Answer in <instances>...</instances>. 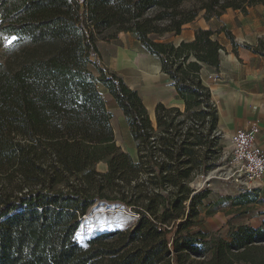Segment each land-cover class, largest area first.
<instances>
[{"label": "trees", "instance_id": "1", "mask_svg": "<svg viewBox=\"0 0 264 264\" xmlns=\"http://www.w3.org/2000/svg\"><path fill=\"white\" fill-rule=\"evenodd\" d=\"M187 1L0 0V264H264V227L194 228L221 200L206 202L211 189L191 184L221 164L218 115L199 75L203 65L218 67V30L197 29L177 45L165 36L200 13H244L264 0ZM112 29L108 39L131 32L160 58L182 109L157 103L153 126L138 91L98 64L100 32ZM257 40L241 46L264 56V36ZM99 83L136 157L115 144ZM226 198L242 213L257 194ZM98 202L135 221L80 240L81 218Z\"/></svg>", "mask_w": 264, "mask_h": 264}, {"label": "crops", "instance_id": "2", "mask_svg": "<svg viewBox=\"0 0 264 264\" xmlns=\"http://www.w3.org/2000/svg\"><path fill=\"white\" fill-rule=\"evenodd\" d=\"M248 8L244 15L235 14L239 10L230 8L219 17L208 20L200 13L194 20L183 25L181 32L172 35L169 40L177 45L180 41L193 39L197 29L218 30L215 34V39L221 44L218 67L214 69L203 65L199 75L202 83L208 86L211 100L216 107L220 142L229 148L230 137L234 133L253 129L255 143L260 151L264 152V56L241 46L245 43L256 45L257 39L264 36V3ZM255 8L259 11H254ZM230 15L233 20L236 15L237 18H242L238 20V25H229ZM222 27L233 34L239 46L233 48L221 30ZM96 45L98 55L94 59L109 71L120 75L128 87L138 91L153 126L154 108L157 103L177 105L182 109L183 103L176 97L175 86H172L168 75L161 70L160 58L148 53L134 34L128 31L118 32L111 39L99 38ZM98 85L100 88L97 86V89L106 103L108 112H117L120 125H114L111 119L115 144L132 157H136L134 142L128 145L123 142V134L129 132L118 104L107 89L100 83ZM253 187L257 200L261 201H252L242 213L236 211L235 215H228L226 211V217L234 216L230 220V226L248 224L264 227V177ZM216 213L220 211L213 214Z\"/></svg>", "mask_w": 264, "mask_h": 264}, {"label": "rangeland", "instance_id": "3", "mask_svg": "<svg viewBox=\"0 0 264 264\" xmlns=\"http://www.w3.org/2000/svg\"><path fill=\"white\" fill-rule=\"evenodd\" d=\"M191 2L192 0H188L186 2V5L190 4ZM248 9H250V7ZM254 11L258 12L259 10H256L255 8ZM240 13L243 15L245 14V12H235V14ZM241 19L242 18H237L236 15L233 20L230 15L229 25L234 23V25H238ZM112 32L113 29L102 30L100 32L99 38L108 39L107 37H110L112 35ZM165 36L167 39H170L172 37V34H166ZM3 58L4 52L3 49L0 48V60H3ZM97 86L98 88H100V85ZM109 114L114 125L118 126L119 121L117 118L116 110L115 112H109ZM123 142L125 143V145L131 144L133 142L130 133H127L126 135L123 134ZM130 148L131 147H128V149ZM220 161L221 164L217 168L208 171L204 179L198 176L191 184L196 188L207 186L211 189L209 198L206 200V202H214L219 198L221 199L219 200L220 204L218 206V211H220V213L206 215L203 210V212L201 213V220L196 224L194 228L200 229L203 232H219L225 235L228 228H230V220L234 218V216L232 215L226 217V211H228V215L229 213H236L232 212V210L234 209L231 207V200L227 199L226 197H236V195L239 194L238 190L240 189V185L236 181L237 176L232 175L233 168H230V165L227 164L224 159H220ZM105 167V162H101L96 166L98 171L104 170ZM211 208L212 207H210V209ZM136 216L137 215L135 213H131L127 209H113L111 205L105 204V202H98L94 204L93 207L90 208L85 215L82 216L81 225L77 229L76 235L80 240H84V238H86L90 234H100L119 228L125 229L133 225Z\"/></svg>", "mask_w": 264, "mask_h": 264}, {"label": "built area", "instance_id": "4", "mask_svg": "<svg viewBox=\"0 0 264 264\" xmlns=\"http://www.w3.org/2000/svg\"><path fill=\"white\" fill-rule=\"evenodd\" d=\"M216 134L221 136L220 132ZM219 159L233 168L232 175L237 176L240 185L238 193L250 191L264 177V152L255 143L253 129L234 133L230 137V147L223 145Z\"/></svg>", "mask_w": 264, "mask_h": 264}, {"label": "snow or ice", "instance_id": "5", "mask_svg": "<svg viewBox=\"0 0 264 264\" xmlns=\"http://www.w3.org/2000/svg\"><path fill=\"white\" fill-rule=\"evenodd\" d=\"M14 39H15V37L11 38V39L8 41V43H11L12 40H14Z\"/></svg>", "mask_w": 264, "mask_h": 264}]
</instances>
